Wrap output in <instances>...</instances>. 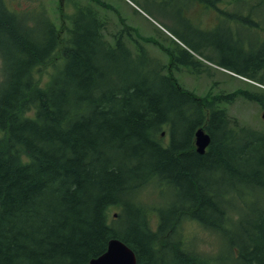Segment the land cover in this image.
<instances>
[{
	"label": "trees",
	"instance_id": "trees-1",
	"mask_svg": "<svg viewBox=\"0 0 264 264\" xmlns=\"http://www.w3.org/2000/svg\"><path fill=\"white\" fill-rule=\"evenodd\" d=\"M229 1L247 3L249 15L264 6ZM16 14L0 0V65L8 61L0 71V264H88L113 238L139 264H264V203L228 198L243 187L230 180L264 188L256 179L264 178V131L230 122L221 107L237 96L264 106V90L199 97L175 77V51L166 65L140 46L130 50L126 38L108 39L106 21L93 15L74 18L63 42L47 20L49 41L39 40L32 24L7 17ZM61 43V64L41 84L40 67ZM258 50L249 71L228 69L264 85V43ZM140 59L150 71L136 67ZM200 127L211 137L204 154L194 145ZM212 175L216 183L208 182ZM154 184L161 195L174 187L169 207L144 204ZM244 210L253 220L240 231ZM185 218L222 235L225 255L210 258L192 247L181 234Z\"/></svg>",
	"mask_w": 264,
	"mask_h": 264
},
{
	"label": "rangeland",
	"instance_id": "rangeland-1",
	"mask_svg": "<svg viewBox=\"0 0 264 264\" xmlns=\"http://www.w3.org/2000/svg\"><path fill=\"white\" fill-rule=\"evenodd\" d=\"M4 1L11 10H15L17 13L16 16L8 15L7 17L16 20L21 26L26 21L32 24L31 33L38 36L37 39L46 38L49 41V37L44 35L48 32L47 20H51L57 26L62 42L69 36V29L72 26V18L76 9L68 0ZM252 1V4L260 2V0ZM105 2L111 8L101 10L94 5L92 10L95 13L99 11V17H104L110 22L107 25V33L110 34L121 27L117 22V18L121 16L123 23L131 29L136 38L131 37L130 32L127 34L130 38H126L125 42L130 50H137V46H140L166 65H169L171 61L170 54L175 51L179 59L178 69L174 73L175 77L184 88L193 91L199 97L208 95L213 97L238 90L254 92L264 90L263 84L228 70V67H235L249 71L251 65L248 63L255 65L262 55L263 50L258 49L264 43V6L257 8L256 13L259 17L256 20L254 11L250 14L252 16L248 14V7L245 6L247 3L239 5L229 0H219L214 5L197 0L195 2L193 0H105ZM237 14H241L242 17H238ZM256 21H258L257 27L254 26ZM2 41L4 43L1 45L6 47V50H10L6 43L8 41L5 38ZM63 48L64 43H61L52 56V60L40 67L38 79L41 84H46L56 73L61 64ZM177 48L179 49L176 50ZM183 49L191 52L193 57ZM188 61L193 62V66L185 64ZM150 64L156 65L152 59H150ZM6 65H8V61L3 60L0 71L1 66ZM135 65L144 71L151 70V66L145 64L143 59H140ZM221 107L231 118L230 122L235 120L238 125L264 131V118L262 117L264 106L262 104L237 96L231 103L221 104ZM167 134L165 128L162 136L164 142L167 141ZM247 157L240 159V164L248 162ZM256 179L264 178L257 176ZM207 180L216 183V176L212 175ZM230 182L243 187L239 192L235 190L231 193L228 197L229 200L233 199L235 203L243 200L255 208L263 205L264 188L257 184L248 185L242 179L230 180ZM165 188V194L161 195L155 184L150 186L142 194L144 204L152 208L153 211L169 207L176 199L175 191L172 185ZM183 193L181 191L180 195L182 196ZM253 196L257 197L252 198ZM243 201L238 203V206L244 209ZM114 213L113 210L110 212V223L115 226ZM240 216L243 217L238 227L241 231L242 228L246 229L253 219L245 210L244 214H240ZM233 217L237 219L235 214ZM184 221L180 226L181 234L198 252L210 258H214L220 253L225 255L226 252L223 248L226 244H224L222 235L219 236L214 231L205 229L190 219L185 218ZM158 222L159 218L153 213L151 224L154 229H157Z\"/></svg>",
	"mask_w": 264,
	"mask_h": 264
},
{
	"label": "water",
	"instance_id": "water-1",
	"mask_svg": "<svg viewBox=\"0 0 264 264\" xmlns=\"http://www.w3.org/2000/svg\"><path fill=\"white\" fill-rule=\"evenodd\" d=\"M264 118V113H263ZM196 150L198 153H205L211 143V138L204 129L199 128L196 133ZM88 264H137L133 250L118 239L111 240L107 251L97 258L90 260Z\"/></svg>",
	"mask_w": 264,
	"mask_h": 264
},
{
	"label": "flooded vegetation",
	"instance_id": "flooded-vegetation-1",
	"mask_svg": "<svg viewBox=\"0 0 264 264\" xmlns=\"http://www.w3.org/2000/svg\"><path fill=\"white\" fill-rule=\"evenodd\" d=\"M61 1H64V0H61ZM68 1L73 6H83V7H88V8H91L92 5L101 6L103 8H105L106 6H109V5L106 4L105 0H68ZM118 22L122 25L121 29L127 28L126 26H124L123 20L119 19ZM120 30H118V31H120ZM115 35L121 36V33L118 32Z\"/></svg>",
	"mask_w": 264,
	"mask_h": 264
},
{
	"label": "bare ground",
	"instance_id": "bare-ground-1",
	"mask_svg": "<svg viewBox=\"0 0 264 264\" xmlns=\"http://www.w3.org/2000/svg\"><path fill=\"white\" fill-rule=\"evenodd\" d=\"M114 239H117V238H113V239H111V240H114ZM111 240H110V241H111ZM118 240H119V239H118ZM110 241H109V242H110ZM120 241H121V240H120ZM122 242H123V241H122ZM123 243H124V242H123ZM124 244H125V243H124ZM108 246H109V244H108ZM128 247H129V246H128ZM129 248H130V247H129ZM130 249H131V248H130ZM131 250H132V249H131ZM133 252H134V251H133ZM134 253H135V252H134ZM135 256H136V253H135ZM136 259H137V256H136ZM137 264H139V263H138V259H137Z\"/></svg>",
	"mask_w": 264,
	"mask_h": 264
}]
</instances>
